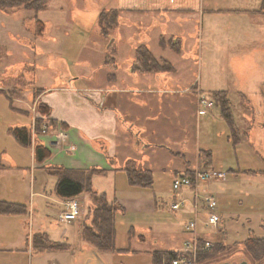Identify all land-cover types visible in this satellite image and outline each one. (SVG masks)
I'll use <instances>...</instances> for the list:
<instances>
[{"label": "rangeland", "instance_id": "1", "mask_svg": "<svg viewBox=\"0 0 264 264\" xmlns=\"http://www.w3.org/2000/svg\"><path fill=\"white\" fill-rule=\"evenodd\" d=\"M203 2L205 7L200 14L171 12L166 22L156 14L151 17L125 13L118 19L117 27L108 29L107 34L101 29L98 14L102 9L114 7L111 0H49L47 7L37 12L0 10V88L8 91L14 78H24L19 96L12 97V101L0 92V199L27 207L25 214L0 215V264H79L75 261L84 258L78 245L56 250L36 247L39 241L33 243V234L42 231L51 240L78 243L77 225L87 223L92 210L85 199L79 198L83 204L80 216L73 222L60 221L58 215L64 206L55 192L56 175L34 161L33 146L17 143L10 128L33 126L31 118L36 115L34 106L39 99V95L34 97L36 88L68 78L77 87L104 88L110 85L107 84L109 73L117 75V82L120 78L127 81L125 74L133 77L127 67L138 35L143 38L140 42H145L156 57L172 63L181 85L193 80L190 88L177 92L194 93L196 112L200 97L209 98L213 103L205 114L197 116L198 123L193 121L189 130L201 148L211 152V166L198 160L195 170L223 172L220 177L197 185L196 220L204 236L200 238L230 243L243 240L248 233L264 236V10L261 8L264 0ZM34 16L43 24L37 23ZM139 18L147 20L148 28L136 27L138 22L129 25V21H139ZM161 35L165 41L180 37V52L162 47ZM107 57H113L114 63H104ZM215 90L227 91L232 116L239 128L238 138L230 135L213 101L211 92ZM11 105L28 113L15 111ZM43 126L49 131L48 122H42L40 127L44 129ZM40 133L43 130L35 132L36 137ZM142 158L152 169L150 187H130L123 170L119 174L92 177L97 192L106 193L109 199L117 197L124 207L115 215V246L130 244L134 249L153 250L182 244L189 232L185 226L196 218L192 189L181 186L173 191V159L167 151L150 150ZM44 165L55 164L45 162ZM174 195L176 200L185 202L177 210L170 209ZM207 195L215 201L220 216L216 225L205 222L203 198ZM134 207L140 208L131 209ZM141 207L152 209L147 211ZM131 229L135 237L140 233L146 239L139 241L136 237L130 242ZM64 231L65 238H62ZM171 234L174 240H170ZM95 252L99 256L105 253ZM108 253L112 255H104L105 259L112 264H149L150 261L149 255L142 251L138 255ZM100 259L103 264L105 260ZM241 260L249 264L239 250L224 261L238 264ZM260 264H264V259Z\"/></svg>", "mask_w": 264, "mask_h": 264}, {"label": "crops", "instance_id": "2", "mask_svg": "<svg viewBox=\"0 0 264 264\" xmlns=\"http://www.w3.org/2000/svg\"><path fill=\"white\" fill-rule=\"evenodd\" d=\"M203 1L111 0L114 3L112 8L119 10L118 19L125 13L126 15L143 13L145 16L151 17L155 14L159 15L162 21H165L166 17L169 18L171 12H188L198 15L205 7ZM145 21L147 20L145 19ZM145 21L139 18V21H129V25L134 26L138 22L136 27L140 29L144 27V30L148 28L146 26L148 22ZM164 29L165 27L162 30ZM138 36L133 42V51L138 44L145 43L140 42L141 37ZM141 40L143 41V38ZM130 58L127 70L133 77L125 74L127 81L120 78L121 81L117 82V75L109 73L107 84L110 85H106L104 88L77 87L73 84L72 78L42 88L38 98L49 106L50 117L68 125L66 130L59 126L50 127L49 131H44L37 136L50 150V156L45 161L46 163L54 162L55 165L72 169L98 167L104 169L103 175L107 176L108 173L119 174L122 171L119 168L123 167L127 160H132L138 168L149 169L152 172L142 157L150 150H154V152L167 151L171 155L173 159L171 176L173 178L186 173L188 169L193 171L197 168L199 165L197 153L199 149L203 148L196 139H193V135L189 131L193 126V121L199 116L196 112L197 100L192 92H177L178 89L190 88L194 83L193 80L187 81L184 86L181 85L180 79L176 76L177 69L175 67L173 72L167 74L139 73L132 67L133 56ZM112 59L114 63V58L112 57ZM199 90L202 91L200 88ZM106 100H108L107 105ZM31 119L33 120V118ZM195 122L198 123L197 120ZM33 136L36 137L34 133ZM169 149L181 155H174ZM177 157H181L182 160ZM183 160L186 161V167ZM129 186L135 187L130 184ZM77 198L85 199V202H88V196L85 193H81ZM61 199L63 202L64 199ZM116 199L121 204L117 197ZM176 199L177 197L174 195L173 201ZM135 201L149 202L150 200L137 199ZM137 208L140 207L131 209ZM141 208L147 211L152 209L150 207ZM194 214L197 219V212ZM77 226L78 233H76L79 236V242L71 244L69 241H65L64 243L68 244L70 249L80 246V253L85 254L83 259L75 261V263L96 264L94 249L81 240L80 226L79 224ZM65 233V231L62 233V238H65ZM201 233H203L202 230L197 227L194 234L203 238ZM134 235L135 233L130 242L135 241L136 237L139 241L146 239L140 233H137L136 237ZM191 236L192 234L188 232L187 238ZM170 237V240H174L173 234ZM182 244L176 243L173 246L154 249L179 251ZM116 248L123 249L119 252L135 255L142 251L146 253L145 255H149V264H151L150 251L152 249L149 247L139 250L132 248L129 244L126 247L117 246ZM106 254L112 255L108 252L100 253V256L97 255L99 259L102 257L105 260L103 264H112L105 259L104 255Z\"/></svg>", "mask_w": 264, "mask_h": 264}, {"label": "trees", "instance_id": "3", "mask_svg": "<svg viewBox=\"0 0 264 264\" xmlns=\"http://www.w3.org/2000/svg\"><path fill=\"white\" fill-rule=\"evenodd\" d=\"M49 0H0V10L7 12L12 9H25L33 10L37 12L45 9ZM264 10V4L262 5ZM119 10L115 8L102 9L98 14V22L101 25V29L104 34H107L108 29L116 28L118 25ZM37 23L41 25L43 22L38 20L34 16ZM159 43L162 47H169L176 53L181 50L180 37H170L167 41L160 36ZM112 57H107L105 63L112 64ZM132 67L143 74H159L170 73L174 71L172 63L164 57H156L149 47L144 44H138L133 53ZM24 80L20 77L13 79V86L10 90L6 91L0 88V92H3L10 101L12 97L19 96L21 92V81ZM27 83V82H26ZM42 91L41 88H36L34 91V97ZM212 93L213 101L220 109L222 118L226 121L230 135L234 138L240 136L239 128L234 122L231 110L230 100L225 90H215ZM35 111L36 115H33V126H21L11 127L10 133L14 139L23 146L33 145L34 161L47 167L48 171L55 174L57 177L55 183V192L63 199L77 197L81 193L88 195V204L91 207L92 214L90 220L82 224L79 229V235L81 240L86 242L94 250L98 252H119L121 249L115 246V215L118 211H123V206L114 199H109L104 192H97L92 183V177L95 174H103L105 170L98 167H89L87 169H72L66 168L61 165L45 166L44 162L50 156L49 148L37 137L33 136V133L43 132L46 130L40 127L42 122H48V128L59 126L66 130L68 125L63 121H58L50 117L49 106L41 101L36 100ZM11 108L15 111H24L19 108H15L11 105ZM23 112V113H24ZM250 124L253 125V119L250 118ZM250 128V126L248 127ZM33 136V137H32ZM174 155H181L178 152L170 151ZM198 160H202L205 165L209 166L211 152L208 149H199L197 153ZM204 158H207L205 160ZM186 164V161L183 160ZM126 173L128 183L132 186L150 187L152 184V173L149 169L135 167L132 160H127L125 165L121 168ZM193 171L186 170L187 175ZM27 213V207L25 204H20L13 201H6L0 199V215H14ZM134 230L131 229L128 233V239L130 240ZM39 241L40 246H37L35 242ZM33 243L38 248L46 249H67L68 244L64 242H57L48 238L47 233L36 232L33 234ZM126 250V249H125ZM242 250L249 264H260L264 259V236H256L248 233L246 238L241 241H233L230 243L223 240H214L209 249L201 251L197 254V258L194 264H214L224 261L235 254L237 251ZM178 252L174 250H162L153 249L150 251L151 264H167L177 256Z\"/></svg>", "mask_w": 264, "mask_h": 264}, {"label": "built area", "instance_id": "4", "mask_svg": "<svg viewBox=\"0 0 264 264\" xmlns=\"http://www.w3.org/2000/svg\"><path fill=\"white\" fill-rule=\"evenodd\" d=\"M213 103L209 98L200 97L198 99L197 114L203 115L206 113V109L211 108ZM45 129V126H43ZM223 174L221 171H215L212 169L198 171L195 170L191 174L187 175L185 173L175 176L172 180L173 191H176L181 186H188L193 192V204L194 212H197V185L200 181H206L209 179H215ZM204 208L206 209V224L216 225L220 216L216 212V203L212 199L211 195H207L203 198ZM63 209L59 212V220L63 222H73L81 214L83 205L79 198L71 197L64 199ZM184 199L175 200L170 204L172 210H177L184 206ZM186 229L192 233L190 238L183 241L182 247L178 252L177 256L171 260L170 264H194L197 258V254L201 251L209 249L212 242L209 240L201 239L195 235L197 228L196 219L188 221L185 226Z\"/></svg>", "mask_w": 264, "mask_h": 264}, {"label": "water", "instance_id": "5", "mask_svg": "<svg viewBox=\"0 0 264 264\" xmlns=\"http://www.w3.org/2000/svg\"><path fill=\"white\" fill-rule=\"evenodd\" d=\"M93 253L95 254V261L97 260L99 262V264H101L102 262L99 259V256L97 255V253L95 252V250L93 251ZM214 264H229V263L227 261H221V262H217V263H214ZM238 264H247V261L241 260V261L238 262Z\"/></svg>", "mask_w": 264, "mask_h": 264}]
</instances>
